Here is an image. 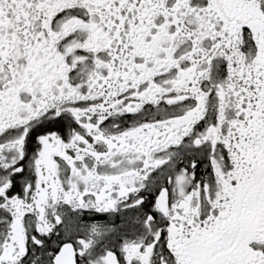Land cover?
I'll return each mask as SVG.
<instances>
[{
  "label": "snow or ice",
  "instance_id": "snow-or-ice-1",
  "mask_svg": "<svg viewBox=\"0 0 264 264\" xmlns=\"http://www.w3.org/2000/svg\"><path fill=\"white\" fill-rule=\"evenodd\" d=\"M0 264H264V0H0Z\"/></svg>",
  "mask_w": 264,
  "mask_h": 264
}]
</instances>
